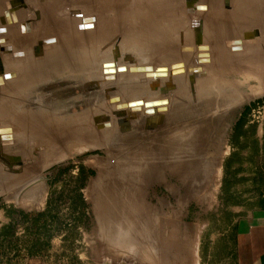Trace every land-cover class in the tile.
<instances>
[{"label":"rangeland","instance_id":"obj_1","mask_svg":"<svg viewBox=\"0 0 264 264\" xmlns=\"http://www.w3.org/2000/svg\"><path fill=\"white\" fill-rule=\"evenodd\" d=\"M4 1L6 4L0 9L4 19L0 21H9L5 10L10 14L13 6L24 12L18 21L43 23L44 15L37 0ZM59 1L63 7L70 6L67 18H78L81 24L84 15H91L89 18L93 21L99 18L97 23L104 22L102 10L94 6L82 8L86 4ZM135 1L134 6H141ZM225 1L222 0L221 12L232 15L240 0L237 3L228 0L229 8ZM199 3L200 0H182L183 12L187 9V14L189 9L190 14H185L182 20L172 15V20L162 18L152 23L124 21L117 34L116 31L111 33L112 37L102 36L98 24L93 37L86 35V38L76 29L77 23L71 21L70 27L76 35L71 40L74 43L63 48L75 58L78 67L73 73L48 71L44 82H39L37 87L35 74H29L27 89L17 93L14 90L19 88L18 81L0 85V112L10 113L11 110L18 118L24 108L27 117L22 118L21 124L13 125L16 131L13 139L0 143V264H219L232 246L235 221L244 211L262 204L264 91L251 84L243 92L244 96L226 102L228 97L217 87V81L220 77L232 82L244 79L246 73L240 71L244 58L251 51L261 50L258 45L263 40L248 42L237 52L230 51L225 39L218 41L211 26L205 27L209 21L204 12L196 9L203 5ZM205 3L210 5L209 1ZM56 6L45 7L55 13ZM115 11L112 9L110 13L115 14ZM65 17H60L62 23ZM193 21H199L201 27L204 24L207 43L213 48L210 64L196 62ZM152 29L154 34L149 33ZM254 29L263 35L259 25H233L231 34L225 38L241 39L244 33ZM3 30L5 33L0 34L3 38L0 40L1 60L8 57L12 60L16 41L20 46L18 51L22 43L35 45L41 39L51 45L53 42L58 46L63 44L48 32L21 33L19 27L16 33L15 29L12 32ZM150 35L155 44L170 47L166 53L167 62L160 60L164 48L155 56L147 52ZM225 47L236 64L219 61ZM38 49H31L30 54L43 61L38 65H45L59 48ZM22 51L21 62L24 63L26 52ZM106 61L126 64L130 68L138 64L154 67L165 64L170 71L156 88L151 85V73L130 75L129 79L142 76L139 77L144 81L142 89L129 87L124 90L120 87L121 77L110 79L106 76L107 68H102ZM85 63L88 70L83 68ZM4 64L6 60L0 61V75L11 70ZM13 65L12 69L19 68L17 63ZM211 65L213 67H209ZM111 95L120 96L122 101L165 99V104L157 106L160 124L148 129V116L142 115V106L129 110H134L132 113L138 116L128 121L129 112H116L114 107L108 109L103 104ZM22 97L25 99L21 103ZM171 102L174 103L172 109ZM57 104L68 112L66 118L90 112L87 136L82 135L87 140L86 145L84 142L71 143L70 140H75L74 134L68 133L66 126L63 136L56 141L48 136L44 146L35 145L37 138L29 134L40 129L34 121L46 120ZM114 128L121 129L122 134V128L125 132L135 131L118 142L116 137L102 136L112 134ZM11 129L5 131L12 133ZM167 130L181 137L178 132L187 130L188 140L197 139V150L174 147L170 155L172 168L166 170L160 165L155 169L154 179L149 177L146 183L137 184L133 175L135 167L156 162L146 154L147 139L165 134ZM192 130L197 132L195 137H191ZM140 145L145 149L142 152L145 156L139 154ZM154 148L158 150L156 145ZM137 186L145 197L126 194ZM140 204L148 206L151 212H137Z\"/></svg>","mask_w":264,"mask_h":264},{"label":"bare ground","instance_id":"obj_2","mask_svg":"<svg viewBox=\"0 0 264 264\" xmlns=\"http://www.w3.org/2000/svg\"><path fill=\"white\" fill-rule=\"evenodd\" d=\"M37 1L39 3L38 5L39 6L41 5V7H39V8L42 9V12H43L42 14L44 15L41 18L43 23L39 22V24H37L35 21H30V20L29 21H23V22L18 21L19 19H22V16H24V12L22 11V9L17 11L12 6L9 9L10 14H8L9 12L4 9L5 13L7 12L6 14L8 15V19L10 22L9 21H0V28L2 30L3 29L9 30V32L10 31L12 32L15 29V33H16L17 27H19V32H21V33L33 34L36 32L37 33L38 32L39 33L48 32V34L50 36L56 38L58 42H60V40H62L63 44L58 46L57 45L58 43L56 44L53 42L54 45H51V43L49 44L47 41L42 42L41 41L42 39L40 40L41 43L39 42V43H36L35 45H30L29 43L28 44L22 43L20 51L24 50L26 52L25 62L22 63L21 62V60H22L21 54L23 51L20 52V51L16 50L20 46L17 44V41L15 40L16 41L15 46L13 47V48H15V52H13L14 57L12 56L13 57L12 60H10L9 57H8V59L7 58L2 59L3 62H5V60H6V64H4L5 67L10 68L11 70L6 71L4 75L3 74L0 75V85L4 84V86H6L8 83L11 84L13 82L18 81L19 88L18 89L15 88V90H14L15 93L22 91L24 88L27 89V87H26L28 85L27 84L28 83L27 76L29 74H35L34 76H36L37 82H35L34 84H36L35 87H37V84H39V82H44L45 74L48 71L50 72L52 70H54V71L63 70L66 73H73L76 70V68L78 67V66H76L77 63L75 61V58L71 55V52L68 51L66 48H63L65 45L72 46L74 41H71V40H73L76 36L75 34H73L74 32L72 30V27H70V22L72 21L74 23H77L76 29L81 33L80 35H82V36L94 35V33L97 31L98 24H99V23H97L99 18L98 19L95 18V21H93L92 18H89V17H92L91 15H84V17H82L80 20L81 24L79 23L78 18H70V17L67 18V17H65L67 11L70 9L69 8L70 6L67 4V5H64V7H63V3L60 2L59 0H57V1L56 0H50V2H47L48 0H37ZM69 1H71V4H73V5L74 4H80V3L86 4V5H82L81 6L82 8L91 7V9H92L94 6V7L98 8L99 10H102L100 14H101V19L104 22L99 24V26L101 27L100 34H102V36L109 35L110 37H112L114 35V34H111L114 31H116V34H117V30H119V28L124 25L123 24L124 21H135L133 23H136L137 21H148V23H152V22H156V21H161L162 18H166V20H168V19L172 20V17H171L172 15L177 17V19L182 20V19H184L183 16L186 14V10H187L186 9L185 12H183V10H182L183 8L181 6L182 0H138L137 2L141 3V6H139V7L134 6V4L136 2L135 0H69ZM125 1L127 2L126 5H125ZM190 1H196V0H190ZM206 1H209L210 5L206 4L205 3ZM59 2L62 4H60ZM205 2H202V0H200L199 4H203V5L196 7L197 10H200L202 13L204 12V14H205L204 16H206L205 17L206 21L207 20L209 21V22H207L209 25L206 24L205 27L211 26L214 35L217 36L218 41H220V39H225V44L227 43L226 45L230 46V48H231L230 51L235 50L237 52L239 50H242V48H244L245 44L248 42L256 41V40H260V39L263 40V42L258 45V46H261V50L259 49L257 52L251 51L250 54L244 58V62L242 64L243 69H240L241 73H246L245 74L246 76L243 75L244 79L241 78L242 80H237L234 82H232L230 80L228 81L226 77H220L218 79L217 87L220 90H223L224 91L223 93L225 94V96L228 97V99H226V102H228L229 99H230V102H232L233 99L234 100L239 99L243 95V92L245 91V89L248 88V86H250L251 84L258 85L260 87V89H262V91H264V19H262V18H264V0H240L239 4L237 5V10L236 11L233 10L235 12H233L232 15L226 14L225 12H221V11H223L221 8L222 7V4H221L222 0H205ZM229 2H230V0H229ZM237 2H238V0H236V3ZM32 3L33 2H31V4ZM227 3H228V0L225 1V4L227 5L226 7L229 8L230 5ZM4 4H6V2L4 0H0V9H2L4 7ZM55 4H57L56 9H54L56 11L55 13L57 15H60V16H55L54 15L55 13L50 12L49 8L45 7V6L50 7V5L54 6ZM128 4H129V6H127ZM17 5H19V4H17ZM42 5H45V6L43 7ZM61 7H63V8H61ZM17 9H19V8H17ZM112 9L116 10L115 14L110 13ZM20 11H22V12H20ZM188 12H189V9H188ZM188 12L186 14L187 16L190 15ZM62 15H64V17H65V19L63 18V21H65L63 23L60 21V17ZM145 17H146V19H144ZM3 19H4V13L2 15H0V20H3ZM251 24L259 25L263 30V35L260 36V31L258 29H254L250 32L244 33V35H243L244 37L241 39H239V38H225L231 34V31H230L231 26L239 25L240 27H243V26L249 27V25H251ZM191 27H192L193 33L195 35L194 37H195V45H196V52H197L196 62L199 63L200 65L210 64L212 61L211 58H212V49L213 48L210 45H208V43H207V38H206V35L204 33V24L201 27L199 21H193L191 24ZM1 33H5L4 30L0 31V34ZM125 33H124V35H125ZM149 33L154 34V29H152ZM88 36H86V38ZM150 36H152V35H150ZM91 37H93V36H91ZM244 38H246V39H244ZM1 39H3V38H0V40ZM152 40H154L153 36L150 38V40H148L149 45L147 47L148 48L147 52L149 53V55L152 56V55L158 53L160 49L164 48V51L160 52L163 54V56H162L163 59H160V60L167 62L166 59L168 58V54H166V53L168 52V50H170V47H167L166 44L157 45ZM160 40L162 41L163 39H160ZM52 46L53 47L55 46L56 48H59V49L57 50L54 57L49 61V64L47 63L45 65H43V64L38 65V63L40 61H41L40 63H43V61L36 58L35 56H32L30 54L31 49L38 47L39 51H46V50H49L50 48H52ZM60 47H62V48H60ZM140 54H141V52H140ZM229 57H230V55L228 54V50L226 49V47L223 48L221 50V54L219 56V61L224 62V60H226L227 63L233 64V65L236 64L235 59L232 56L230 57V59H229ZM228 59H229V62H228ZM2 60L0 59L1 62H2ZM154 60H156V59L154 58ZM13 63H17V66L19 67L17 69L20 72H18V70L16 68L15 69L11 68L12 66H14ZM224 64H226V63L224 62ZM104 66L107 68L106 69L107 71H105V72H107L106 76L110 77V79L111 78L117 79V78L121 77L119 79V81H121L120 87L122 86L124 90L129 88V87L138 88L139 90L142 89V85H143L144 81H142L139 78L142 76H137L136 78L129 79L128 77H130V75H133L136 73L138 75H140L141 73H146V74L151 73V75L153 77V81L151 82V85L153 88H156L160 81H162L164 78L168 77V74L170 71L169 67L165 64L159 65L156 67H154L150 64H148V65L138 64V65H135L136 67H133L131 65V68H130L126 64L116 65L114 61H109V62L106 61V62H103L102 68ZM209 67H213V66L211 65ZM83 68L85 70L89 69L87 64L83 65ZM127 75H129V76H127ZM31 85H33V84H31ZM35 87H32V88L34 89ZM38 93H39V91H38ZM34 94H37V93H34ZM25 98H27V96H25ZM25 98L22 97L21 99H19L20 100L19 102L22 103V101ZM108 98H109L108 101H106V100H105L106 102L103 101V104L108 109L114 107L116 112H120V113L125 112L127 114L129 112V110H131L133 108H140V106H142L143 107L142 108V115L144 113L145 116H148V125H147L148 129L154 128V126L160 124L161 120L159 118L157 106L165 104L167 102L165 99H163V100L160 99V101H157V99L148 100V101H143L140 99H138V100L133 99L131 101H122L120 96H117V95H113V96L111 95ZM139 102H142V104L133 105L134 103H139ZM149 103H152V104L154 103V105H149ZM64 105H66V104H64ZM173 105H174V103L171 102V108L170 109H172ZM61 109H63V110H61ZM25 110H24V108L21 109V111L23 113L20 112V114H19L20 117H18V118H17V116L15 117L14 112L11 110H10V113L12 115L8 111H4V112L1 111L0 112V120L2 121V125L0 126V131L1 130L3 131V132H0V143L4 142V141H10L11 139H13L16 136V131L13 129V125L17 126V125L22 123L21 120H23L24 118L27 119V117H25L26 113L24 114ZM133 111L128 113V117H127L128 121H130L131 119H136V117L138 116L137 114L132 113ZM67 114H68V112H66V110H64V107H62L60 104H57L53 108L52 112L50 113V116L46 118V120L34 121V122L38 123V128L40 129V130L35 129L33 131L34 132L33 134H29V136L33 135V137L37 138L38 142H36L35 145L36 146H44L45 145L44 141H46L45 139L48 136H52L54 138V140L56 141L59 136H63L62 130L65 128V126L68 127V130H69L68 133L74 134L72 136V138L75 139L76 141L70 140L71 143L77 144L76 142H79L81 144L82 142H84V144L86 145L87 140L82 135L87 136L88 131H87L86 126L88 125L90 112L88 113L87 111H84V112H81V114L76 115L75 117L70 116L69 118H66ZM9 115H11L10 119L7 118V117H9ZM32 117L35 118L34 116H32ZM140 119H142V118H140ZM100 123H101V121H100ZM79 125H80V127H78ZM82 125H84V126H82ZM120 126L124 127L122 125H120ZM8 128H12L11 129L12 133L5 131V129H8ZM120 130H116L114 128L112 131V134L106 133V134H102V136L106 137V138H108V137L115 138L116 137L117 138V139L115 138L116 141L117 140L119 141V140H122L124 138H129L130 136H132L134 134V131H135L132 129L130 131L127 130L128 132L127 131L125 132L122 128V132H124L122 134L119 132ZM79 131H82L81 135L79 134ZM193 132H195V131L192 130L191 133L193 135L191 137H195L197 135V132H195V133H193ZM176 134H177V132L167 130L165 134L164 133L161 135L158 134L155 136H151L147 139V141H148L147 145H148L149 149H148V152H146V154L150 155L151 159L155 160L156 162L151 163L150 165L146 164V165H142V166L140 165V167L136 166L137 168L135 167V170L133 171V175L137 179V184L146 183L148 181L149 177L151 179H154V177H155L154 175L156 173L155 169H157L158 166H160V165H163L166 170L171 169L173 165L171 164V160H170L171 156L170 155H171V150L174 147L180 148V150H192V149L197 150V148H198L197 139L192 138V139L188 140L189 138L187 137V135L189 134V132L187 130L186 131L180 130L178 132V134L182 135V137L176 136ZM69 136H71V135H68V137ZM178 138H179V140H178ZM66 140L69 141V139H67V138H66ZM143 142H145V141H143ZM155 145L158 147V150H156L154 148ZM128 149L135 151V149L133 147H131V148L128 147ZM139 149H142L141 145H140ZM144 150L145 149L139 150V154L142 153ZM146 150H147V148H146ZM10 151H12V147H10ZM125 151H127V150H125ZM0 152H1V144H0ZM139 154L137 155L138 157H139ZM132 155H133V153H132ZM143 155L145 156V153ZM138 159H141V158L139 157ZM25 175H28V174H25ZM25 175H23V176H25ZM126 194L136 196L137 198H143L146 196L145 193L140 188H138V186L136 189L128 190L126 192ZM140 205L136 208L137 212H143L145 214L147 212H151V211H149L150 209H148V206H147V208H145L144 206H142L144 204H140Z\"/></svg>","mask_w":264,"mask_h":264},{"label":"crops","instance_id":"obj_3","mask_svg":"<svg viewBox=\"0 0 264 264\" xmlns=\"http://www.w3.org/2000/svg\"><path fill=\"white\" fill-rule=\"evenodd\" d=\"M262 204L235 221L231 248L219 264H264V196Z\"/></svg>","mask_w":264,"mask_h":264},{"label":"water","instance_id":"obj_4","mask_svg":"<svg viewBox=\"0 0 264 264\" xmlns=\"http://www.w3.org/2000/svg\"><path fill=\"white\" fill-rule=\"evenodd\" d=\"M45 42V41H44ZM135 104H142V102H139V103H134L133 105H135ZM149 105H154V103L152 104V103H149Z\"/></svg>","mask_w":264,"mask_h":264}]
</instances>
